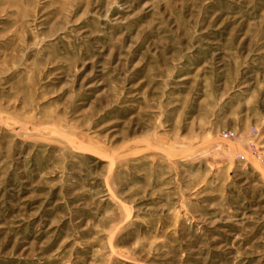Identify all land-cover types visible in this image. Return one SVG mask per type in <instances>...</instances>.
<instances>
[{
	"label": "rangeland",
	"instance_id": "obj_1",
	"mask_svg": "<svg viewBox=\"0 0 264 264\" xmlns=\"http://www.w3.org/2000/svg\"><path fill=\"white\" fill-rule=\"evenodd\" d=\"M0 264H264V0H0Z\"/></svg>",
	"mask_w": 264,
	"mask_h": 264
},
{
	"label": "built area",
	"instance_id": "obj_2",
	"mask_svg": "<svg viewBox=\"0 0 264 264\" xmlns=\"http://www.w3.org/2000/svg\"><path fill=\"white\" fill-rule=\"evenodd\" d=\"M224 137L225 138H234L231 133H224ZM249 146H250L251 149L255 148V143H254L253 139L249 142Z\"/></svg>",
	"mask_w": 264,
	"mask_h": 264
}]
</instances>
